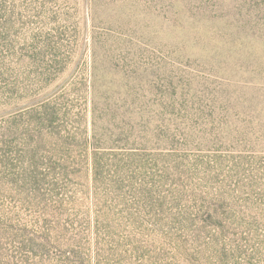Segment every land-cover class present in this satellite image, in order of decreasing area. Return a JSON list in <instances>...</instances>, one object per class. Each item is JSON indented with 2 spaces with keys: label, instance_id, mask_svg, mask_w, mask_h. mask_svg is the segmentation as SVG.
I'll use <instances>...</instances> for the list:
<instances>
[{
  "label": "rangeland",
  "instance_id": "rangeland-1",
  "mask_svg": "<svg viewBox=\"0 0 264 264\" xmlns=\"http://www.w3.org/2000/svg\"><path fill=\"white\" fill-rule=\"evenodd\" d=\"M0 264H264V0H0Z\"/></svg>",
  "mask_w": 264,
  "mask_h": 264
}]
</instances>
